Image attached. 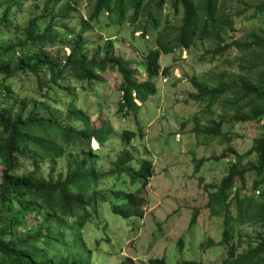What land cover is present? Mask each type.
I'll use <instances>...</instances> for the list:
<instances>
[{"label": "trees", "instance_id": "1", "mask_svg": "<svg viewBox=\"0 0 264 264\" xmlns=\"http://www.w3.org/2000/svg\"><path fill=\"white\" fill-rule=\"evenodd\" d=\"M90 2L84 17L77 0H0V264H95L101 239L89 241L88 234L107 228L106 215L144 217L143 194L155 170L150 162L139 163L131 148L143 134L123 129V147L105 170L101 152H111L109 139L116 130L106 121L95 126L92 113L78 107L80 86L81 92L93 93L106 73H116L122 79L117 112L125 120L156 95L153 78L169 76L162 56L209 43L211 59L230 50L240 59L228 81L196 83L193 99L213 115L197 136L229 143L226 124L264 122V29L240 38L237 30L238 21L264 17V0ZM103 15L133 36L140 33V60L117 54L112 40L88 38ZM56 49L70 54H55ZM231 157L234 164L219 185L211 186L207 205L194 212L191 226L201 215L218 221L221 239L209 236L201 248L221 247L220 264H264V129L245 154L228 147L219 159ZM65 160V170L56 174ZM245 227L259 232L249 234ZM148 264L165 262L157 258Z\"/></svg>", "mask_w": 264, "mask_h": 264}, {"label": "rangeland", "instance_id": "2", "mask_svg": "<svg viewBox=\"0 0 264 264\" xmlns=\"http://www.w3.org/2000/svg\"><path fill=\"white\" fill-rule=\"evenodd\" d=\"M77 1L83 16L87 17L91 9L90 0ZM245 1L253 4L259 0ZM92 26L88 35L91 41L104 43L112 40L117 54L140 60L138 51L143 48L140 33L133 36L131 29L120 27L106 15ZM262 29L264 17L250 22L238 21L239 38L243 33ZM211 46L202 43L190 51L162 56V68H170L169 76L154 77L156 95L150 97L138 115L132 113L125 120L117 112L122 96L119 90L122 79L116 73H106L105 79L92 88L93 93L81 92L83 86L77 90L78 107L92 113L94 125L100 127L106 121L109 122L106 127L116 130L109 139L113 143L111 152H101L104 169L112 168L111 163L123 147L121 131L130 129L143 134L142 138L138 136L135 139L131 147L139 163L150 162L155 170L143 194L147 199L143 218L123 219L113 214L106 215L107 228L100 227L98 235L88 234L89 241L95 236L101 239L100 248L94 255L95 264H121L129 258L134 260V264H148V261L157 258L164 259L165 264H183L185 261L220 264L221 247L206 252L201 248L202 242L209 236L217 241L221 239L222 229L218 221H206L201 215L191 226L193 214L206 207L208 194L213 190L211 186L219 185L234 164L233 157L219 159L224 149L232 147L238 153L245 154L263 132L264 122L226 124L223 131L229 132L232 140L229 143L223 139L212 142L203 134L197 136V133L207 129L213 115L206 114L204 105L193 99L197 94L196 83L214 86L219 79L228 81L238 71L240 59L238 52L230 50L222 59L213 60L206 55ZM53 52L61 56L70 54L69 49H56ZM25 95L23 93L21 97ZM41 101H32L30 109ZM65 102L60 104L62 113H65L67 106ZM218 109L216 107L215 112L220 116ZM221 119L223 117L217 118ZM92 146L97 148V142H93ZM202 159L204 162L200 164ZM65 168L66 160L58 164L56 174ZM245 229L249 234L259 232L255 231V227ZM181 239L182 245L179 244Z\"/></svg>", "mask_w": 264, "mask_h": 264}]
</instances>
